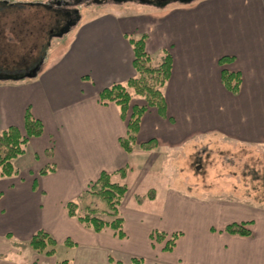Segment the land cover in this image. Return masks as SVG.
<instances>
[{"label": "crops", "instance_id": "obj_1", "mask_svg": "<svg viewBox=\"0 0 264 264\" xmlns=\"http://www.w3.org/2000/svg\"><path fill=\"white\" fill-rule=\"evenodd\" d=\"M184 3L190 2L96 15L76 25L54 58L48 52L35 79L0 81V132L12 126L23 132L27 109L43 124V134L13 162L18 175L0 178V264H264V207L248 201L200 198L168 186L162 201L155 192L138 204L130 203L128 187L119 208L122 239L108 228L95 233L66 212L101 173L126 185L135 165L144 173V159L154 153L127 154L119 143L126 121L114 104L99 103L103 89L135 76L130 40L143 38L154 62L164 52L172 59L165 114L146 111L137 144L153 139L159 149L175 150L216 136L264 145V0ZM224 57L232 61L221 66ZM223 69L240 74L237 94L223 86ZM51 165L53 173L39 175ZM240 223H248L250 236L225 232ZM38 231L55 242L52 255L17 246ZM155 232L178 234L174 248L164 251L151 238Z\"/></svg>", "mask_w": 264, "mask_h": 264}, {"label": "trees", "instance_id": "obj_2", "mask_svg": "<svg viewBox=\"0 0 264 264\" xmlns=\"http://www.w3.org/2000/svg\"><path fill=\"white\" fill-rule=\"evenodd\" d=\"M140 1L143 4L162 7L177 0ZM67 21L69 17L65 12L41 3L0 0V80L22 82L35 79L39 73V66L48 52V38ZM130 45L134 56L135 76L125 84H113L103 89L98 95L102 106L114 104L119 109L122 120L126 121L127 133L119 143L127 154H131L135 148L150 152L158 147L153 139L137 144L136 136L140 120L149 108L156 109L161 115L165 114L163 89L172 70V59L168 52L163 53L159 62H154L146 53L143 38L130 40ZM231 61L232 58L224 57L219 60V64L222 66ZM221 81L227 91L232 94L238 93L241 84L239 73L223 69ZM134 95L140 97L144 105L132 106ZM42 134V122L35 119L29 109L24 114L23 132L14 126L0 132V178L18 175L13 162L25 154L31 138L40 137ZM54 171L53 165L47 166L39 171V175ZM126 172L127 169H121L117 173L124 179ZM127 191L125 184L112 183L111 175L103 172L78 198L66 204L67 215L95 233L108 228L113 231L114 236L122 239L124 221L120 216L119 208ZM154 197V190H150L144 196H136L135 200L139 204L145 200H153ZM247 225L248 223L231 224L225 228V232L231 235L250 236L251 231L247 229ZM151 238L157 243H164L163 250L169 252L174 248L178 234L167 237L164 233L155 232ZM72 245L71 241L65 243L67 247ZM17 246L20 249L29 246L38 253L52 255L56 244L48 234L38 231L27 244H17ZM134 262L139 263L140 260ZM57 264H68V261L64 260Z\"/></svg>", "mask_w": 264, "mask_h": 264}, {"label": "rangeland", "instance_id": "obj_3", "mask_svg": "<svg viewBox=\"0 0 264 264\" xmlns=\"http://www.w3.org/2000/svg\"><path fill=\"white\" fill-rule=\"evenodd\" d=\"M6 1L13 2V0ZM193 1H187L190 3L183 5L192 4ZM25 2L44 4L49 8L65 12L69 17V21L48 38V52L52 58L56 55L55 50L69 40L71 32L80 22L108 11L130 12L136 11L141 6H151L141 3L140 0H26ZM43 67L42 62L39 71ZM0 81L16 82L8 79ZM133 99H140L137 105H144L140 97L134 95ZM27 150L29 152V149ZM152 151L154 153L144 159V173L139 172L138 165H135V171L127 180L126 186L131 193L130 203L135 202L134 194L143 196L150 190L157 192V200L162 201L167 196L169 186L200 198L239 199L264 207V145L242 144L216 136H205L194 139L179 149L163 150L157 147ZM27 158L28 155L24 160ZM21 167L20 165V176L24 173Z\"/></svg>", "mask_w": 264, "mask_h": 264}]
</instances>
